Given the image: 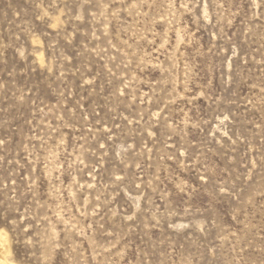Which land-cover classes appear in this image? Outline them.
<instances>
[{
  "label": "rangeland",
  "instance_id": "obj_1",
  "mask_svg": "<svg viewBox=\"0 0 264 264\" xmlns=\"http://www.w3.org/2000/svg\"><path fill=\"white\" fill-rule=\"evenodd\" d=\"M13 264H264V0H0V235Z\"/></svg>",
  "mask_w": 264,
  "mask_h": 264
},
{
  "label": "bare ground",
  "instance_id": "obj_2",
  "mask_svg": "<svg viewBox=\"0 0 264 264\" xmlns=\"http://www.w3.org/2000/svg\"><path fill=\"white\" fill-rule=\"evenodd\" d=\"M10 248L8 244V239L4 234L0 235V264H13L9 259Z\"/></svg>",
  "mask_w": 264,
  "mask_h": 264
}]
</instances>
